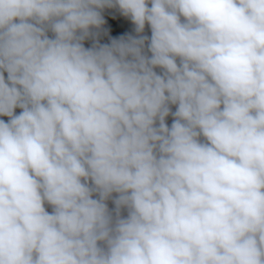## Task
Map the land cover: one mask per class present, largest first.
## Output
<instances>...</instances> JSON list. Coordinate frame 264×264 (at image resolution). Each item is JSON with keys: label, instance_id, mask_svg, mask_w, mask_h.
I'll use <instances>...</instances> for the list:
<instances>
[{"label": "clouds", "instance_id": "1", "mask_svg": "<svg viewBox=\"0 0 264 264\" xmlns=\"http://www.w3.org/2000/svg\"><path fill=\"white\" fill-rule=\"evenodd\" d=\"M0 116V264H264V0H0Z\"/></svg>", "mask_w": 264, "mask_h": 264}, {"label": "trees", "instance_id": "2", "mask_svg": "<svg viewBox=\"0 0 264 264\" xmlns=\"http://www.w3.org/2000/svg\"><path fill=\"white\" fill-rule=\"evenodd\" d=\"M101 14L104 17V23L101 25V27L97 29H93L92 31L96 33L94 36H89L83 41L84 46L91 47L94 42H98L99 44H110L112 39H120L121 37L127 38L129 35L135 36L138 35L134 30L133 22L131 21L130 17L125 16L122 14V12L119 10L118 5L116 6L113 4V6L108 7L105 6L101 10ZM143 35L150 36L149 33ZM49 36L52 35L51 32L48 33ZM147 41L145 42V51L147 52ZM150 55V53H148ZM156 71H160L159 68L156 69ZM5 77H7V73H4ZM172 111H175V105L171 106ZM21 111L20 108H16L15 112L19 113ZM0 119H4L7 121L9 118L7 116H0ZM172 115L169 114L166 117V123L171 125L172 122ZM95 195V194H94ZM113 195H116L115 193ZM109 208L113 205V202L111 199L106 201ZM45 207L48 211H51V206L45 203Z\"/></svg>", "mask_w": 264, "mask_h": 264}, {"label": "rangeland", "instance_id": "3", "mask_svg": "<svg viewBox=\"0 0 264 264\" xmlns=\"http://www.w3.org/2000/svg\"><path fill=\"white\" fill-rule=\"evenodd\" d=\"M116 6H117V5H116ZM133 26H134V28H135L134 23H133ZM134 31H135V30H134ZM144 33H145V34H147V33L150 34V28H149V26L147 25V23L145 24Z\"/></svg>", "mask_w": 264, "mask_h": 264}]
</instances>
